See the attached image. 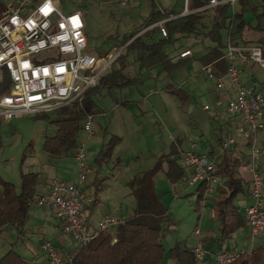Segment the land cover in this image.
<instances>
[{
    "label": "built area",
    "instance_id": "1",
    "mask_svg": "<svg viewBox=\"0 0 264 264\" xmlns=\"http://www.w3.org/2000/svg\"><path fill=\"white\" fill-rule=\"evenodd\" d=\"M84 1L13 0L0 12V122L53 113L81 104L119 57L120 53L105 62L90 52L86 23L80 8ZM239 1L210 0L207 6L190 10L189 0H184L179 17L223 5L234 8ZM139 2L118 0L122 8L134 7ZM66 8L70 9L68 14L64 13ZM175 18L156 25L163 38L168 37L165 22ZM226 48V73L215 77L208 70V74L218 90H223L227 83L232 85L234 96L226 102L217 100L214 106L224 109L240 122L235 135L222 141V149L226 151L238 141L245 142L249 148L251 203L245 208L243 216L251 252L255 242L264 237V172L260 165L262 152L257 144L258 134L264 131V85L249 87L242 81L241 75L242 68L248 65H255L264 73V51L260 45H234L231 41ZM191 55L190 50H185L179 58ZM210 109V106L204 107L205 111ZM93 121V116L85 119L83 133L92 132ZM85 149L84 144H79L74 154L79 170L78 183L53 180L48 193L38 197L36 202L52 208L63 232L78 248L85 246L100 232L122 223L115 216H105L95 233L88 230L89 213L83 201L82 185L94 173V167ZM183 164L191 171L189 186L205 184L209 194L221 183L216 174L218 163L207 153H196L190 149L183 156ZM193 249L197 264H233L243 253H250L237 248L211 253L202 240ZM41 251L45 255L43 264H74L75 252L64 254L50 241L42 243Z\"/></svg>",
    "mask_w": 264,
    "mask_h": 264
},
{
    "label": "crops",
    "instance_id": "2",
    "mask_svg": "<svg viewBox=\"0 0 264 264\" xmlns=\"http://www.w3.org/2000/svg\"><path fill=\"white\" fill-rule=\"evenodd\" d=\"M87 1L89 0H85L84 3ZM115 4L119 6L118 10L122 8L118 0ZM139 4L140 2L137 5ZM80 8L86 23L84 10L82 6ZM183 8L184 3L183 7L179 9L176 8L181 12L180 15L183 12ZM158 9L160 8L158 7ZM150 11L151 9L149 8L147 17ZM211 12L213 11L209 9L204 17ZM212 21L213 17L211 18V25ZM157 24L144 29L141 35L149 31V33L155 35L156 39L163 38L156 26ZM235 29L236 25L232 24L230 29L231 33H234ZM231 33L226 31V34L222 36V42L226 44V47L228 41H231L232 38H234L239 45H243L248 40H257L260 44L264 43V28L253 27L251 25V29L245 30L241 35H234V37H231ZM86 34L90 43L91 38L87 30ZM253 34L259 37L249 39ZM120 40L121 39H119V42ZM213 47L214 45L209 39L202 40L201 38H194L192 46L183 47L180 51L178 50L182 47L174 49V51L171 52V57L174 59V62L186 59L193 60L192 64L184 68H193L192 74L188 79H180L181 81L179 80V82H173L169 77L170 74L163 73L160 69L150 71L148 73L150 75H146L145 73L142 74V77H145L146 80L141 86L135 88L143 89L144 87H152L153 89L149 91L152 94H156V97L149 101L143 95V93H145L144 91L141 92L137 90L132 93L131 89L133 88L126 89L130 92L129 97L124 98V100L119 101L116 99L114 101L107 115L109 120L108 125L103 132L99 134L101 138L97 137V130L94 123L92 132L90 134L84 133L85 136H88L82 140L80 144H84L85 147H87V143L91 144L92 151L87 153V156L94 167V173L89 177L87 182L82 185L83 201L89 213L88 230L91 233L97 231L98 224L105 216H115L120 221H125L132 215L136 207V199L128 184L136 177L152 169L158 159L175 155V159L185 169L184 185L185 182H188L191 171L185 168L183 156L190 149H194L196 153H207L218 165L222 162L225 151L222 149L221 143L226 138L235 135V131L239 127L240 122L237 118L230 117L224 109L214 106L217 100L226 102L231 99L234 96V91L230 83H227L223 90H218L215 81L210 79L208 74V70H211L215 77H221L226 73L227 62L224 57L227 48L222 50L223 56L220 61H214L206 66H203L199 61V59L207 55ZM185 50H190L192 55L188 58L180 59V53ZM106 57H109V54ZM136 66L138 67L137 64ZM130 69V72L133 74L139 73V69L136 71L133 68V64L130 66ZM203 75L206 76L205 79L201 77ZM241 78L247 86L252 88H260L264 85V73L255 65L244 66L242 68ZM208 80L212 82L210 83ZM169 86L184 90L189 95V99L185 102L180 101L168 92L167 89ZM115 92L116 91L109 93L113 96ZM193 94H198V97L205 101L202 107L203 110L205 106L211 107L207 112H209L212 121H205L200 128L189 131L188 128L186 129L182 125V116L186 114L192 117V113L189 111L184 112L183 108L185 104L191 102ZM93 100L98 105L95 97ZM98 106L100 107V105ZM100 109L102 110L101 107ZM101 114H103V110ZM95 118L96 117H94V120ZM212 122L217 123L218 127L213 128ZM180 130L182 131L181 133L179 132ZM105 133H108L107 137H105ZM111 136H116L120 138L121 141L114 150L112 162L98 168L94 164V159L103 148V144H106ZM95 141L96 143L101 142L102 145L93 150V147H96ZM257 144L262 152L260 165L264 172V131L258 134ZM227 151L233 153L241 161L238 177L243 182L245 193L239 196V199L234 202V206L238 208L240 212L244 213L245 208L251 203L249 193L251 181L249 173V148L245 142L238 141ZM72 157L74 166L67 161V156L60 157L54 162H48L45 158L39 161H34L35 159H33L29 163L27 168L22 172L36 173L39 175L36 197L46 195L53 180L78 183L79 170L74 156ZM166 171L167 164H164L162 171L159 172L154 179L155 190L158 196L159 189L168 184L165 178ZM97 182L99 184L101 183V190L96 193L95 184ZM14 185L19 187L20 182ZM175 187L178 188L177 185ZM216 194L217 193L213 190L208 194V197L201 202L204 210H207L211 200L218 203L219 200ZM159 198L162 202V198L160 196ZM191 198L196 203L197 196L194 192ZM205 216L207 217V214H205ZM213 218L214 216H211V220ZM114 229L115 227H112L105 232L114 235ZM219 229L220 221L217 229H210L209 225H202L201 227L198 225L194 230L195 243L192 246L188 245L185 240L184 242H177L182 246L194 248L198 241L202 240L204 247L211 253L221 250H233L236 248L250 252L251 241L247 228L236 231L232 234L231 238L224 243L219 242ZM210 230L216 231L211 236H208L207 233ZM259 240L255 242L254 247L261 246ZM44 241L52 242L64 254L76 252L78 249L77 244L63 232L61 222L56 219L52 208L47 205L40 206L35 203L30 208L24 228V236L22 238H19L17 232L12 228H6L0 234V259L9 251L13 250L21 256L27 264H43L45 262V255L41 251V245ZM164 264L169 263L164 262Z\"/></svg>",
    "mask_w": 264,
    "mask_h": 264
},
{
    "label": "trees",
    "instance_id": "3",
    "mask_svg": "<svg viewBox=\"0 0 264 264\" xmlns=\"http://www.w3.org/2000/svg\"><path fill=\"white\" fill-rule=\"evenodd\" d=\"M209 2L210 0H192L189 9L197 10L207 6ZM259 2L264 6V0ZM149 4L151 11L141 30L171 17H177L164 24L168 33L167 38L156 39L149 31L137 36L141 30L123 36L118 44L123 50L115 61L119 66L112 65L110 71L101 77L98 86L87 93L82 103L75 104L73 112L63 108L55 117L52 113H42L32 117L55 128L54 133L45 137L43 141L42 149L48 156L53 158L74 156L79 147L78 137L82 133L83 122L88 116L96 117L102 113L93 100L99 92L139 87L146 80L142 77L146 72L160 69L163 73L171 74L192 64V59L174 62L171 57L176 37L209 39L214 47L199 59L202 65L206 66L221 60L222 50L226 49V44L222 42V31L231 33L230 29L234 21L237 24L234 33L230 34L231 37L251 29V24L244 19V12L235 14L229 5L214 8L212 25L207 32H204L206 29L203 24L204 15L209 9L178 17L181 12L175 7L161 10L153 0H149ZM231 42L239 45L234 38ZM243 45H251V43L247 41ZM132 54H135L134 63L138 65L137 74L130 72L132 63L129 57ZM106 55L107 52L99 55V58ZM167 90L180 101L185 102L189 99L187 92L182 89L169 86ZM107 136L108 133H105V137ZM120 141L116 136L109 138L94 159L96 167L101 168L112 162L114 150ZM174 156L158 159L152 169L128 184L136 199V207L132 215L115 227L114 235L100 232L96 238L78 248L73 258L74 264H164L166 257L177 264H197L193 248L182 246L177 242L167 252L163 244L170 229V214L156 193L154 179L162 171L163 165L167 164L165 178L168 183L176 186L184 182L185 169ZM240 166V159L226 150L222 162L216 169V174L222 183L221 199L217 204L220 243L229 240L236 231L246 228L243 213L234 206L235 200L245 193L243 182L238 177ZM38 182L39 175L36 173L21 172L19 187L0 176V234L6 228H12L19 238L24 236L30 208L37 202ZM95 190L96 193L101 190V183L95 184ZM206 194V185H198L195 190L196 203L203 202ZM0 264L27 263L11 250L0 259ZM233 264H264V245L254 247L250 253H243Z\"/></svg>",
    "mask_w": 264,
    "mask_h": 264
},
{
    "label": "rangeland",
    "instance_id": "4",
    "mask_svg": "<svg viewBox=\"0 0 264 264\" xmlns=\"http://www.w3.org/2000/svg\"><path fill=\"white\" fill-rule=\"evenodd\" d=\"M13 0H0V12L4 9L8 2ZM155 5L160 9H171L176 7L177 9L183 7L184 0H153ZM117 0H89L85 3H82L83 12L86 16V30L90 35L89 50L92 54L100 57L102 54L107 52L109 57L104 58L105 62H109L113 56L121 53L123 50L118 46L119 39L125 35H129L136 31L142 29L145 18L148 15L149 11V0H141L140 4L134 8H120L118 10V5L115 3ZM192 0H189V6L191 5ZM211 11L214 8H209ZM70 12L69 8L64 10L65 14ZM232 12L238 14L244 12V19L246 22L251 24L253 27L264 28V6L261 5L259 0H240L232 8ZM205 16V15H204ZM213 17V12L209 13L204 17V26L206 29L204 32H207L211 27V18ZM236 25V21L233 23ZM235 28V27H234ZM143 30H141L137 36H140ZM226 34V31H222V36ZM158 37V36H157ZM259 37L258 35H251L249 39ZM117 40H116V39ZM264 40V39H263ZM194 38H176L172 46V51L174 49L186 48L193 45ZM251 44L259 45L257 40H248ZM264 49V43L260 44ZM93 50V51H91ZM100 55V56H99ZM129 60L133 64V68L137 71L138 67L134 63L135 54H132L129 57ZM129 61V62H130ZM131 64V65H132ZM112 65L118 67V63H112L108 70L109 72ZM102 66V65H101ZM131 71V69H130ZM193 68L182 69L170 74L171 81L179 82L180 79H188L192 74ZM150 72V71H149ZM149 72H146V75ZM205 79L206 76H201ZM181 81V80H180ZM210 83L211 80H208ZM151 83V82H150ZM153 89L152 87L137 89H131V92L134 91H144L143 95L147 100L151 101L156 97V94L150 93L149 90ZM129 91H116L113 96L108 91H102L95 96V100L100 105L103 110V114L96 116L93 121L95 128L97 130V137L108 125V112H110L111 106L114 104V101L124 100V98L129 97ZM205 101L201 100L198 97V94H193L191 102L185 104L183 111H189L192 113V117L188 115L182 116V125L189 131L195 128H200L202 123L207 121H212L209 115V112L202 109ZM65 109L73 112L75 110V104L64 107ZM63 109V108H61ZM60 110V109H59ZM59 110L52 113V116H58ZM34 115H27L24 117L14 118L9 122H0V176L13 184H18L21 181V172L24 171L29 163L34 161L43 160L46 158L48 162L57 161L58 158H53L48 156L42 149L43 141L45 137L52 135L55 131V128L49 126L43 121L34 120L32 117ZM213 128H217V123L212 122ZM182 130V129H181ZM179 131L180 133L182 131ZM82 132L78 137V144L82 142L88 135L84 137ZM98 142V141H97ZM94 145V144H93ZM92 145V146H93ZM96 147H93V150L101 146V142L96 143ZM105 143L103 144L104 147ZM86 153L92 151L90 143H87L85 149ZM73 155L67 156V161L74 166ZM76 162V161H75ZM77 164V163H76ZM78 168V167H77ZM175 186L170 185L169 183L165 187L159 189V196L162 198V203L170 214V229L164 239V248L168 252L171 248L174 247L177 241H187V244L192 246L195 243L194 230L199 225H206L211 228L217 229L219 225L218 219V209L217 202L211 200L208 205L207 210H204L202 203H195L191 195L196 190V186H189L188 182L180 183ZM216 197L218 200L221 199L222 192V183H220L215 189ZM208 197V193L206 194ZM239 197L236 199L238 200ZM235 200V201H236ZM207 214V217L205 216ZM211 216L214 218L211 220ZM208 218V220H207ZM166 225H164V228ZM216 230H210L207 235L211 236L215 233ZM259 244H264V237H261ZM231 245V244H230ZM165 263L177 264L176 262L170 260L168 257L165 258Z\"/></svg>",
    "mask_w": 264,
    "mask_h": 264
}]
</instances>
